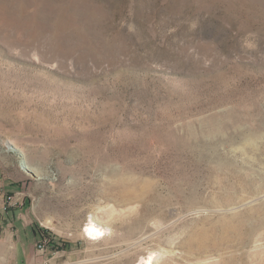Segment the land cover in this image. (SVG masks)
Here are the masks:
<instances>
[{
    "label": "rangeland",
    "instance_id": "374dc122",
    "mask_svg": "<svg viewBox=\"0 0 264 264\" xmlns=\"http://www.w3.org/2000/svg\"><path fill=\"white\" fill-rule=\"evenodd\" d=\"M9 216L18 264H264V0H0Z\"/></svg>",
    "mask_w": 264,
    "mask_h": 264
},
{
    "label": "bare ground",
    "instance_id": "6f19581e",
    "mask_svg": "<svg viewBox=\"0 0 264 264\" xmlns=\"http://www.w3.org/2000/svg\"><path fill=\"white\" fill-rule=\"evenodd\" d=\"M86 233L91 238H98L99 236L102 235V229H100L94 222H91V224L87 228ZM252 235H253V231L248 223H241L238 226H235L233 230L230 231V233H227V236H229L230 243L232 245L231 247H238L239 250H242L247 246V244L250 242V239H252L251 238ZM153 255L154 254H150L142 262V264H154ZM257 260H261V257ZM262 261L264 262V256H262ZM237 263L250 264V260L245 256V254H242L241 256H235L229 258V264H237Z\"/></svg>",
    "mask_w": 264,
    "mask_h": 264
},
{
    "label": "crops",
    "instance_id": "0c3cea01",
    "mask_svg": "<svg viewBox=\"0 0 264 264\" xmlns=\"http://www.w3.org/2000/svg\"><path fill=\"white\" fill-rule=\"evenodd\" d=\"M15 221L16 220L14 218L12 219V217L9 216L7 218H2L0 222V235L4 233L3 241L0 236V264H7V262L12 264L13 261H15L14 264H18L19 258L21 256L24 257L26 254L24 250L21 251L19 249L21 241L19 236H17L18 230H9V227H13L15 225ZM30 229H32V227ZM31 231L33 232V230Z\"/></svg>",
    "mask_w": 264,
    "mask_h": 264
},
{
    "label": "built area",
    "instance_id": "2783aa9c",
    "mask_svg": "<svg viewBox=\"0 0 264 264\" xmlns=\"http://www.w3.org/2000/svg\"><path fill=\"white\" fill-rule=\"evenodd\" d=\"M5 204H6V205H5V207H4V210H7L8 207L11 206V203L9 202L8 204H7V203H5ZM39 247H40V249H43V248H44L43 245H41V244H39Z\"/></svg>",
    "mask_w": 264,
    "mask_h": 264
},
{
    "label": "trees",
    "instance_id": "16d2710c",
    "mask_svg": "<svg viewBox=\"0 0 264 264\" xmlns=\"http://www.w3.org/2000/svg\"><path fill=\"white\" fill-rule=\"evenodd\" d=\"M25 205V203L23 204V206ZM33 230V232H34V234L36 233V231H35V229H32ZM36 236H37V234H35ZM43 235V234H42ZM40 238H42L43 239V237L40 235Z\"/></svg>",
    "mask_w": 264,
    "mask_h": 264
},
{
    "label": "water",
    "instance_id": "95a60500",
    "mask_svg": "<svg viewBox=\"0 0 264 264\" xmlns=\"http://www.w3.org/2000/svg\"><path fill=\"white\" fill-rule=\"evenodd\" d=\"M27 172H30V171H27Z\"/></svg>",
    "mask_w": 264,
    "mask_h": 264
}]
</instances>
